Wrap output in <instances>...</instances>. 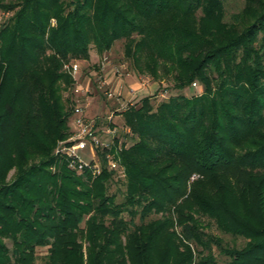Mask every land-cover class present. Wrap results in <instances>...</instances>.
Instances as JSON below:
<instances>
[{
	"label": "trees",
	"instance_id": "16d2710c",
	"mask_svg": "<svg viewBox=\"0 0 264 264\" xmlns=\"http://www.w3.org/2000/svg\"><path fill=\"white\" fill-rule=\"evenodd\" d=\"M223 2L0 0L11 13L0 27V264H35L37 248H46L43 264H217L212 247L225 264H264V0H244L230 22ZM119 40L138 74L155 76L159 65L174 70V89L199 82L204 93L155 108L144 97L125 112L136 140L118 153L126 180L116 202L103 159L94 179L87 169H47L68 116L60 83L72 79L63 62ZM201 182L212 193L195 190ZM153 212L168 215L134 224ZM194 214L245 245H223ZM170 216L182 245L200 250L195 261L171 243Z\"/></svg>",
	"mask_w": 264,
	"mask_h": 264
},
{
	"label": "rangeland",
	"instance_id": "374dc122",
	"mask_svg": "<svg viewBox=\"0 0 264 264\" xmlns=\"http://www.w3.org/2000/svg\"><path fill=\"white\" fill-rule=\"evenodd\" d=\"M224 2V12H225V21L230 22L231 21V15L239 12L244 7V0H223ZM6 4L8 3H15L17 0H4ZM11 17V13L2 12L0 11V27L2 24L6 23L9 18ZM56 21L55 19L50 20V27H55ZM128 43L125 42V40H119L116 41L110 51L104 52L102 54H99L94 48H91L89 51V59L88 60H69L67 62H63L61 72L69 75L72 79V83L70 86H67L65 83H60V97H61V103L64 106V112L68 114L65 121V130L63 131V136L55 139V142L51 148V151L49 153L51 162L48 167V171L52 174H58L63 169L66 171L72 172L75 176H81L80 173L77 171H74L69 168V160L67 159V156L62 154L61 150L64 149V146L66 145L65 142L70 138L72 132H73V126L71 122V109L72 104L76 101L75 96H73V89L78 87V83H82L85 78L88 76H91L94 74V71L98 70V67L101 64V59L107 55L111 59V61L115 64H117L121 68L122 78L126 83V89L124 90L123 94H127V87L130 85H134L133 88L135 90L143 89L141 92H138L136 99H134L131 102H128L127 105L131 104L129 107H124L123 109L122 104L118 103L115 99L107 100L105 97H103L102 92L99 91L95 87L94 81L91 83V91L89 93V97L86 98L84 101L88 104V115L90 117L95 116H104L106 109L108 108L111 111H114L116 114L113 118V124L114 127H116L115 131V140L111 147V153L114 155L115 160L118 163L119 170L112 171L113 177H112V183L108 189L109 195H116V202H121L122 197L119 193H117V189L122 186V184L126 180L125 175V169L120 163V158L118 156V153L121 152L124 148L129 147L133 142L136 140V136H134L130 129L125 125V112L129 110V108L135 107V104L138 103L142 98L144 97H150V102L152 106L155 108L157 104H159L162 101H167L169 97L171 96H177L179 94L184 95L185 97L190 98L191 96H200L204 93V89L202 85L199 82L192 83L190 87L185 88L184 90H176L174 89V86L176 84L174 80V70L167 71L166 69H163L161 66L158 65V68L156 70V75L152 76L147 70L142 69L141 73L138 74V72L135 70L132 60L127 58L125 55V46ZM142 64L146 63V59L142 58ZM65 63H77L80 66V73L73 77L72 75L68 74L63 69V66ZM148 63V62H147ZM142 68V67H141ZM91 74V75H90ZM128 74V75H127ZM140 82V83H139ZM141 83L144 84V88L141 87ZM112 87V85L110 86ZM127 100H131L129 96L126 98ZM138 106V105H137ZM102 156L99 155L97 158V164L101 168L102 164ZM39 159L33 160L32 163H37ZM106 162V160H105ZM68 171V172H69ZM110 171V170H109ZM100 174H92V179L97 178ZM15 176V170L12 169L9 171L6 177V182H11L14 179ZM197 177H192L191 182L196 179ZM86 181V180H85ZM190 182V183H191ZM189 183V184H190ZM222 183V182H221ZM224 185L228 186L231 189V192L233 196H236L237 194V188L236 184H234V181H226L224 182ZM212 186L209 184H205L204 182H201L199 185L197 184L195 186V190L200 192L208 191L209 193H212ZM190 191V185L189 189ZM168 215V214H166ZM166 215H162L161 213L153 212L149 217H147L144 220H139L138 217H136L134 224L139 225L141 224H147L151 221H162L164 218H166ZM194 216L200 221L201 226L203 227V231L210 236L220 238L222 240L223 245L230 247V248H236L240 249L242 248L246 240L242 238H235L231 235L224 234L220 232L214 221L201 216L199 214H194ZM126 217V215H124ZM171 217V216H170ZM169 219L171 220V224L168 226L167 234L171 236V243H175L179 246L180 252H187L186 249L191 251L194 256V261L197 259V251H200L198 248H196L193 244L184 243L186 246L182 245L180 242V228L178 224L175 221L174 217H171ZM83 227V224L81 225ZM3 244L7 247L9 251L12 250V242L11 239L3 237L2 239ZM180 243V244H178ZM85 247V245H84ZM86 249L84 248V251ZM188 251V252H189ZM212 252L216 258L217 264H225L226 258L221 256L218 253V250L215 247H212ZM47 254L46 248H37L36 249V263L35 264H43L45 255Z\"/></svg>",
	"mask_w": 264,
	"mask_h": 264
},
{
	"label": "built area",
	"instance_id": "2783aa9c",
	"mask_svg": "<svg viewBox=\"0 0 264 264\" xmlns=\"http://www.w3.org/2000/svg\"><path fill=\"white\" fill-rule=\"evenodd\" d=\"M63 69L75 77L80 73L81 68L77 63H65ZM92 81L96 84L95 87L102 92L103 97L107 100L115 99L122 104V109L132 105V103L127 105V103L136 99L142 88L137 91L128 86L127 94L124 95L126 83L122 78L121 68L105 55L101 59L98 70L73 89L72 95L76 98L71 109L73 132L61 152L67 156L70 169L78 173L87 169L92 174H100L101 168L97 164V158L101 153H104L108 170H119L118 163L111 153L112 144L117 140L114 136L116 127L113 124L116 114L107 108L104 116L90 117L88 115V104L84 100L89 97ZM141 87L144 88L143 83ZM127 96L131 100H127Z\"/></svg>",
	"mask_w": 264,
	"mask_h": 264
},
{
	"label": "crops",
	"instance_id": "0c3cea01",
	"mask_svg": "<svg viewBox=\"0 0 264 264\" xmlns=\"http://www.w3.org/2000/svg\"><path fill=\"white\" fill-rule=\"evenodd\" d=\"M133 86H135V84H134V85H130V87H132V88H133ZM142 90H143V89H142ZM142 90H140V92H141Z\"/></svg>",
	"mask_w": 264,
	"mask_h": 264
}]
</instances>
